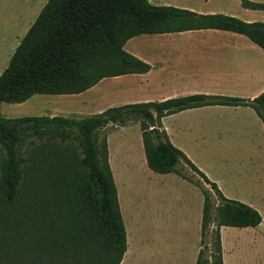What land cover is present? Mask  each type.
Here are the masks:
<instances>
[{"label": "trees", "instance_id": "16d2710c", "mask_svg": "<svg viewBox=\"0 0 264 264\" xmlns=\"http://www.w3.org/2000/svg\"><path fill=\"white\" fill-rule=\"evenodd\" d=\"M244 9L264 4L239 0ZM200 30L245 36L264 51V23L200 14L148 0H47L0 73V105L35 95H76L104 78L151 67L124 50L140 35ZM245 106L263 124L264 91L253 99L196 94L110 107L84 117L0 113V264H120L126 232L108 165L107 133L137 124L146 165L173 173L203 197L195 264H222L220 229L255 228L260 214L223 196L169 141L164 117L204 106ZM24 234V235H23ZM23 258V257H22Z\"/></svg>", "mask_w": 264, "mask_h": 264}, {"label": "crops", "instance_id": "0c3cea01", "mask_svg": "<svg viewBox=\"0 0 264 264\" xmlns=\"http://www.w3.org/2000/svg\"><path fill=\"white\" fill-rule=\"evenodd\" d=\"M208 1L204 0V5ZM29 8L21 4L16 12L0 20V73L40 12ZM244 10L249 11L241 12L246 16L258 12ZM194 12L234 16L231 11L217 7ZM194 32L208 36L207 42L187 47L167 46L151 59L137 57L130 49L129 54L150 65L146 73L104 78L80 94L56 96L77 101L81 111L71 115L84 118L110 107L152 102L150 93L157 89L159 101L196 94L253 99L264 91L262 49L245 36L228 31L200 30L183 32L181 36ZM172 117H178L176 125H166L165 121ZM161 123L170 143L215 183L226 198L229 196L223 181L228 168L220 159L224 153L214 150L228 147L232 152L236 142L242 140L252 151L256 166L262 156L263 124L249 107L212 105L187 109L162 118ZM106 145L126 232V250L120 264H195L203 204L199 190L173 173L160 175L149 170L137 124L107 133ZM260 169L255 172L256 189L264 180ZM125 176L131 182L128 207L119 193ZM249 206L260 214L261 223L255 228L220 229L222 264H264V213Z\"/></svg>", "mask_w": 264, "mask_h": 264}, {"label": "rangeland", "instance_id": "374dc122", "mask_svg": "<svg viewBox=\"0 0 264 264\" xmlns=\"http://www.w3.org/2000/svg\"><path fill=\"white\" fill-rule=\"evenodd\" d=\"M250 1L264 4V0ZM46 2L47 0H0V20H2L3 17L9 16L16 12L21 4H24L25 7L30 6V10L33 8L34 10L38 9L40 11ZM30 3L33 4L30 5ZM151 3L158 6H172L187 10L195 9L194 11L217 7L219 10L227 9L228 11H231L234 15L233 17L237 16L236 18L242 21L251 20L254 22L264 23V11H258L255 13L256 15L246 16L241 12L249 11H246L241 7L239 0H209L205 5L204 0H152ZM197 33L200 32L187 33V35L183 36H181L183 33L140 35L129 40L125 46V49L127 52H129L130 49L131 51H134L136 54L135 56L138 55L141 58L151 59L158 57L161 51L167 46L187 47L206 43L208 36ZM149 89L151 90L152 88ZM157 91L158 89L153 93H150L149 99H152V102L159 101L158 99L160 96L159 92ZM80 111L81 109L77 101L75 102L69 99V97L58 99V96L56 95H35L21 104L2 103L0 105V113L5 118L42 115L52 116V114L56 112V116L69 118L74 117L78 119L80 116H73L71 113H78ZM177 120L178 117H172L166 120L165 124L169 126H175ZM129 137L131 139V133ZM227 148L228 147H218L214 151L216 153H224V156L220 159L224 162V164H226L228 168V174L225 176V181H223L225 193L229 196L228 199L236 200L247 205H253L255 208L264 213V180L262 185L259 186V189H256L257 181L255 180V177L257 176L255 172L260 168V174L263 175L264 178V149L262 151V156L258 161V166H256L255 157L252 151L249 149V146L246 143L242 142V140L236 142L232 152L228 151ZM231 154L233 158L230 159ZM236 165H239V167ZM122 184L123 188L119 190L121 201L126 207H128V194L131 193V182L127 181V176H125V180L122 182ZM14 250L15 252H13L14 254L12 257L16 259L13 264H22V262L24 263V261L27 260V256L31 254L30 252L28 253L27 250H23V254H20L21 250L17 244L14 246Z\"/></svg>", "mask_w": 264, "mask_h": 264}]
</instances>
